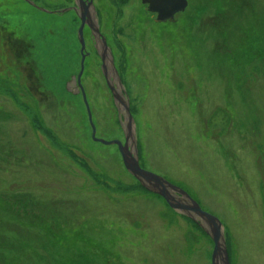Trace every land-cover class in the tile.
Here are the masks:
<instances>
[{"label": "rangeland", "instance_id": "obj_1", "mask_svg": "<svg viewBox=\"0 0 264 264\" xmlns=\"http://www.w3.org/2000/svg\"><path fill=\"white\" fill-rule=\"evenodd\" d=\"M29 1L42 11L0 0V264H211L196 223L144 190L115 145L92 140L72 85L79 25L62 10L73 0ZM94 2L140 167L220 221L230 264H264V0H187L166 24L142 0ZM83 37L95 138L124 143L95 41ZM13 40L31 43L32 60L16 59Z\"/></svg>", "mask_w": 264, "mask_h": 264}, {"label": "water", "instance_id": "obj_2", "mask_svg": "<svg viewBox=\"0 0 264 264\" xmlns=\"http://www.w3.org/2000/svg\"><path fill=\"white\" fill-rule=\"evenodd\" d=\"M31 6L35 5L29 0H24ZM86 0H74L79 12L80 26L78 29V40L80 44V71L76 77L77 90L83 97L89 125L92 131V140L105 146L115 145L122 159L123 167L138 184L147 192L161 197L170 209L186 216L197 223L201 230L211 239L213 251L211 264H230L223 228L220 221L211 214L203 211L198 203L186 192L170 184L164 178L142 169L139 164L138 149L136 141L135 123L130 112L129 100L115 70L113 58L106 44V39L100 34L95 19V11L91 0L86 5ZM150 13L156 15V23L173 22L175 15L183 13L187 7V0H143ZM87 25L94 41L97 56L101 61V72L106 85L111 93L112 100L118 112V120L122 129L124 143L114 141H103L95 138V127L92 123L89 107L86 102L85 93L81 86V76L84 70L85 43L83 28Z\"/></svg>", "mask_w": 264, "mask_h": 264}, {"label": "flooded vegetation", "instance_id": "obj_3", "mask_svg": "<svg viewBox=\"0 0 264 264\" xmlns=\"http://www.w3.org/2000/svg\"><path fill=\"white\" fill-rule=\"evenodd\" d=\"M88 1H90V0H86L85 2H86V5H87V3H88ZM143 1V0H142ZM91 2H92V7H93V9H94V11H95V15H96V19H97V22H98V24H99V11H98V9H97V7H95L94 6V0H91ZM222 9V8H221ZM221 9H220V11H221ZM60 11L61 10H58V11H55V12H58V13H60ZM62 11H69V12H71V14L74 16V18H75V21L76 22H78V25L80 26V20H79V12H78V9L76 8V6H75V3H74V0H73V3H72V5H70V6H68V7H65V8H63V10ZM217 14H220V12H217ZM77 16V17H76ZM1 21V20H0ZM0 25H1V23H0ZM4 28V27H3ZM87 32H89V34H90V31H89V29H88V27H87V25H85L84 26V28H83V36H84V34L85 33H87ZM94 45V47H95V43L93 44ZM0 200L3 202V204H5L6 206H7V202L9 201V197H4V196H1L0 195ZM19 202H20V204L21 205H24V203L23 202H21V200H18ZM19 202H18V204H19ZM17 206L18 205H16L15 207L17 208ZM19 207V206H18ZM26 209H28V208H22L21 210H20V212H22V213H24L25 211H27ZM8 216H9V213H8V209L6 208L5 210H0V226H1V223H3V221L6 219V218H8ZM195 225H197V224H195ZM0 235L2 236V237H6L4 234H1L0 233ZM61 240V239H60Z\"/></svg>", "mask_w": 264, "mask_h": 264}, {"label": "trees", "instance_id": "obj_4", "mask_svg": "<svg viewBox=\"0 0 264 264\" xmlns=\"http://www.w3.org/2000/svg\"><path fill=\"white\" fill-rule=\"evenodd\" d=\"M3 29H5V28L2 27V30ZM30 44L31 43H29V42H25V41H21V40H16V41L13 40V44L11 45L12 46L11 50H13L14 48L16 49V54H14V56L16 57L17 60H19V59L24 60V61L32 60L31 59L32 57H31V46H30ZM18 45H22V50L18 47ZM29 74L33 77L36 75V81L38 82L37 86L39 87L38 89L40 92L43 93V95H45V91L47 90V88L45 87L43 77L40 76L39 72H37V71L35 72V69H33L32 72H30ZM40 80H42V82ZM130 112H131V110H130ZM1 154H2V152H0V155ZM7 204H8V202H7ZM195 226H197V225H195ZM198 229L200 230L199 227H198ZM5 238H7V237H5Z\"/></svg>", "mask_w": 264, "mask_h": 264}, {"label": "bare ground", "instance_id": "obj_5", "mask_svg": "<svg viewBox=\"0 0 264 264\" xmlns=\"http://www.w3.org/2000/svg\"><path fill=\"white\" fill-rule=\"evenodd\" d=\"M35 7H36V6H35ZM37 7H38V6H37ZM37 7H36V9H39V8H37ZM39 10L41 11V9H39ZM218 10H220V9H218ZM218 10H217V11H218ZM98 29H99V32H100L99 24H98Z\"/></svg>", "mask_w": 264, "mask_h": 264}]
</instances>
